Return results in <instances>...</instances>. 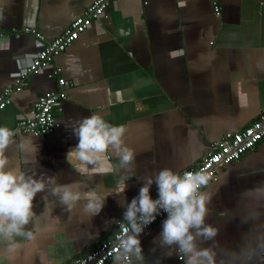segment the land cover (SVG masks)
Listing matches in <instances>:
<instances>
[{
    "label": "crops",
    "instance_id": "obj_1",
    "mask_svg": "<svg viewBox=\"0 0 264 264\" xmlns=\"http://www.w3.org/2000/svg\"><path fill=\"white\" fill-rule=\"evenodd\" d=\"M94 0H0V90L13 86L43 43L59 36ZM113 0L104 14L60 53L54 62L75 83L65 89L57 113L60 127L33 136L16 129L41 93L56 89L49 70L32 74L22 90L0 110V126L14 131L6 150L8 167L105 198L92 217L84 201L71 209L51 194L54 184L33 201L35 215L26 225L32 238L17 236L8 250L0 240V264H73L76 258L110 239L122 219L124 203L138 195L142 179L170 168L183 173L198 163L212 143L243 129L264 111V0ZM30 27L44 37L12 29ZM47 72V73H46ZM101 115L124 127V142L135 158L126 169L104 171L67 153L78 143L72 126L77 118ZM108 163L118 161L108 153ZM128 178L124 194L118 181ZM156 185L150 195L156 197ZM206 223L218 229L212 247L217 264H242L234 256L242 247L255 256L243 264L264 261V138L239 160L221 165L206 188ZM111 193V194H110ZM124 195V196H123ZM108 221V223H105ZM162 221L140 235L144 264H179L176 254L153 238ZM105 264H115L112 257Z\"/></svg>",
    "mask_w": 264,
    "mask_h": 264
},
{
    "label": "clouds",
    "instance_id": "obj_2",
    "mask_svg": "<svg viewBox=\"0 0 264 264\" xmlns=\"http://www.w3.org/2000/svg\"><path fill=\"white\" fill-rule=\"evenodd\" d=\"M72 131L78 143L68 151L67 160L74 157L81 161V171H88V165L97 164H107L103 170L114 171L126 169L133 163L135 154L124 142L123 126L113 125L101 115L92 114L77 118ZM14 135L10 128L0 126V240L8 241L9 251L19 247L14 242L15 237L32 238V233L26 231L25 226L35 215L33 201L38 193L45 191L46 183L55 185L51 194L59 197L69 209L83 200L85 213L94 217L102 211L108 195L103 196L95 190L81 191L78 186L55 184L54 177L45 181L44 178L9 168V158L5 153ZM109 152L114 155L117 164L108 163ZM128 178L119 179L117 195L124 194ZM209 179L203 170L178 173L170 168H162L142 179L143 185L137 196L130 202L125 198L122 204L118 201L124 212L117 222L121 231L114 244L115 264H144L139 237L161 211L167 215L158 236L153 238L154 247L150 251H154L158 244L168 249L166 256H182L185 264H217V254L212 247L198 246L204 241H214L218 235V229L206 223L207 204L211 197L202 189L207 187ZM153 183L157 187L156 199L150 195ZM260 247L264 249V244ZM233 255L241 258L243 264V261L252 260L255 252L242 247L239 253ZM220 264L224 261L221 260Z\"/></svg>",
    "mask_w": 264,
    "mask_h": 264
},
{
    "label": "built area",
    "instance_id": "obj_3",
    "mask_svg": "<svg viewBox=\"0 0 264 264\" xmlns=\"http://www.w3.org/2000/svg\"><path fill=\"white\" fill-rule=\"evenodd\" d=\"M111 1L113 0H94L81 15L69 22L66 29L59 36L42 44V47L32 57L30 64L23 68L15 77L13 86H7L0 90V110H2L11 104L12 95L22 90L23 81L30 75L40 74L50 69L49 73H46L49 78L56 81L57 88L41 93L33 103L28 114L17 121V130L33 136H43L60 127V121L56 116L62 110L59 103L66 98V87L73 85L75 82L63 76L62 68L54 62V59L104 14ZM212 4L215 13L219 14L220 7L217 1H212ZM21 32L33 35L38 42L44 41V37L30 27H24L20 30L12 29L11 31L14 35H19ZM0 34H2L1 31ZM263 138L264 111L258 119L243 129L227 132L220 140L213 142L211 150L198 163L185 169L183 172L203 170L209 175V180H211L219 166L239 160L244 153L251 150ZM166 215V213L161 211L156 219L145 227L143 233L147 232L149 227L154 223L163 221ZM120 231L119 224L117 223L112 238L98 243L95 248L76 258L73 264H105L106 261L115 257L114 244ZM177 257L179 264H185L182 256L177 255ZM259 264H264V261Z\"/></svg>",
    "mask_w": 264,
    "mask_h": 264
}]
</instances>
